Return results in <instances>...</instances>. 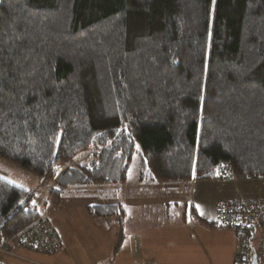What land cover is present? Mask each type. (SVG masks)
<instances>
[{"label": "trees", "instance_id": "1", "mask_svg": "<svg viewBox=\"0 0 264 264\" xmlns=\"http://www.w3.org/2000/svg\"><path fill=\"white\" fill-rule=\"evenodd\" d=\"M136 154L145 183L264 177V0H0V160L67 188L125 184ZM31 196L0 177V245Z\"/></svg>", "mask_w": 264, "mask_h": 264}, {"label": "rangeland", "instance_id": "2", "mask_svg": "<svg viewBox=\"0 0 264 264\" xmlns=\"http://www.w3.org/2000/svg\"><path fill=\"white\" fill-rule=\"evenodd\" d=\"M95 153V148L80 153L67 168L90 164L95 158ZM139 172L140 156L136 154L125 184L76 185L65 191L66 196L61 198L58 195L59 185L57 188L54 187L55 190L48 189L51 182L55 181L44 182L34 176L39 179L38 183L30 187L29 183L32 181L29 177L18 176L10 173L8 169L0 168V177L29 190L28 194L32 195L30 207L41 215L50 217V220L44 218L54 226L64 246L61 251L49 256L14 249L15 256L0 254V263L136 264L139 260H154L160 264H197L192 257V248L200 239L206 237L200 229V220L204 219L211 223L212 219L216 218L215 209L218 202L264 200V177L240 179L232 177L228 180L217 178L196 182L193 180L181 184L185 187L179 189L181 193L174 195L172 192L161 193L160 184L154 186V192H143L139 189L141 188L138 182ZM168 184L162 185V188L164 190L174 188L173 184ZM178 184L180 183L175 186H180ZM70 192L72 195H68ZM173 195L178 197V209L172 208L164 212L161 199H169ZM113 201L123 203L125 209L128 208L122 221L120 217L113 218L112 222L107 221L110 219H94L86 208L87 205L95 206ZM191 206L194 211L192 213ZM41 218L39 216L38 220ZM121 239L123 248L115 251L114 247ZM133 239H138L139 248L136 251L139 255L132 258L128 251L126 252L125 243Z\"/></svg>", "mask_w": 264, "mask_h": 264}, {"label": "built area", "instance_id": "3", "mask_svg": "<svg viewBox=\"0 0 264 264\" xmlns=\"http://www.w3.org/2000/svg\"><path fill=\"white\" fill-rule=\"evenodd\" d=\"M222 179L228 178L222 173ZM215 225L231 230L236 240L233 264H264V200H223L216 206ZM63 244L50 222L39 219L22 231L12 244L0 245V254L14 255V249L54 255ZM138 264H157L141 262Z\"/></svg>", "mask_w": 264, "mask_h": 264}, {"label": "crops", "instance_id": "4", "mask_svg": "<svg viewBox=\"0 0 264 264\" xmlns=\"http://www.w3.org/2000/svg\"><path fill=\"white\" fill-rule=\"evenodd\" d=\"M0 168L8 169V171L10 173H15L18 176L21 175L23 177H29L31 179V181H32V182L29 183L30 187L32 185H34L35 183H38V180H39L38 178H36V177H34L32 175L26 174L24 171H22L20 168H18L16 166L5 164L1 160H0ZM196 181L197 180H195L194 182H196ZM138 182H139V184L141 186V188H139V189H142L143 192H147V191L154 192L155 191L154 190V186L156 184H160L161 193H166V194L168 192H172V194L178 193V192L181 193V191H179V189H183L185 187V186L181 185L183 183L178 184L180 186H175L177 183H169L168 185H172L173 184L174 188H170V189L166 188L164 190V188H162V187L164 185H166V183H157V182L145 183V182L139 181V179H138ZM40 183H42V181H40ZM188 183H190V182H188ZM13 184L16 185L15 183H13ZM184 184H186V183H184ZM54 187L57 188V184L55 182H51L50 186H48V189L49 190L50 189L51 190H55ZM71 187H73V186H71ZM71 187H67V188L58 187V190H59V192H58L59 194L58 195H60L61 198H63L64 196H66L65 191H68L69 189H72ZM23 189H25V188H23ZM25 190L29 192L28 189H25ZM68 195H72L71 192ZM174 195H173V197H169V199H165V200L161 199V201H162V203H161L162 209H165L164 212L166 210H169V209H172V208L173 209H178V206H179L178 197L176 198V197H174ZM115 202L116 201L109 202V203H100L99 205H113V204H116V205H120L123 208V210L125 211V213H126V211L128 212V208L125 209V207H126L125 204L117 203V202L115 203ZM128 203H126V204H128ZM95 206H98V205H95ZM193 206L190 207L191 213L194 212L192 210ZM89 207H91V206H88V205L86 206L88 211H89ZM187 208H188V205H187ZM174 213H176V212H174ZM195 213H197L196 210H195ZM180 214L181 213L179 212V215ZM125 215H124V217H125ZM40 216L42 218L45 217L48 220H50L49 219L50 217L48 218V216L41 215V214H40ZM174 216H176V215L174 214ZM113 218H116V217L107 218V219H110V220H107V221L108 222H112L114 220ZM94 219H97V218H94ZM97 220H103V219H97ZM212 220L213 221H211V223H208L204 219L200 220V227H201L200 229H201L202 233H204L206 235V237L204 239H202V240L200 239L197 242V245H194V247L192 248V257L197 262V264H233L234 255H235V251H236V240H235V237H234V233L231 230L219 229V228L215 227L214 223H215L216 218H214ZM52 227L54 228L53 225H52ZM121 238H122V235H121ZM193 241L196 242L197 240L196 241L193 240ZM117 243H118V241H117ZM117 243H116V245L114 247L115 251H117V249H116ZM63 248H64V246H63ZM119 248L120 249L123 248L122 239H121V246ZM138 248H139L138 239H133V241L132 240H127V242L125 243L126 252L128 251V254H130L132 256V258L135 257L138 254V252L136 251V250H138ZM4 255H6V254H4ZM15 255H12V256H15ZM147 261L148 260H146V262ZM148 262H156V261L150 260ZM156 263L160 264L158 262H156ZM0 264H2V263H0ZM162 264H164V263H162Z\"/></svg>", "mask_w": 264, "mask_h": 264}, {"label": "water", "instance_id": "5", "mask_svg": "<svg viewBox=\"0 0 264 264\" xmlns=\"http://www.w3.org/2000/svg\"><path fill=\"white\" fill-rule=\"evenodd\" d=\"M22 206H24V203H22ZM254 264H257L256 258H254Z\"/></svg>", "mask_w": 264, "mask_h": 264}, {"label": "snow or ice", "instance_id": "6", "mask_svg": "<svg viewBox=\"0 0 264 264\" xmlns=\"http://www.w3.org/2000/svg\"><path fill=\"white\" fill-rule=\"evenodd\" d=\"M14 183V182H13ZM21 203H23V201H21Z\"/></svg>", "mask_w": 264, "mask_h": 264}]
</instances>
